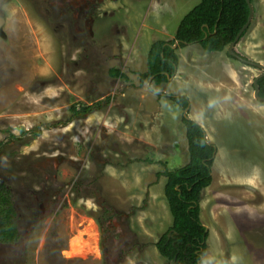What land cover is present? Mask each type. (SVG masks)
<instances>
[{
    "label": "rangeland",
    "instance_id": "rangeland-1",
    "mask_svg": "<svg viewBox=\"0 0 264 264\" xmlns=\"http://www.w3.org/2000/svg\"><path fill=\"white\" fill-rule=\"evenodd\" d=\"M200 2L0 0V174L16 195L17 183L27 199L28 190L44 192L33 196L34 213L17 201L20 238L0 242V264H114L103 247L115 264H174L156 242L173 224L158 172L189 158L186 108L175 95L188 97V115L217 148L200 201L204 257L264 264L261 69L231 58L229 47L208 52L195 42L177 45L180 64L168 81H141L152 43L173 39ZM253 4L235 51L264 63V0ZM100 101L72 117L74 104ZM33 128L38 137L11 139Z\"/></svg>",
    "mask_w": 264,
    "mask_h": 264
},
{
    "label": "trees",
    "instance_id": "trees-1",
    "mask_svg": "<svg viewBox=\"0 0 264 264\" xmlns=\"http://www.w3.org/2000/svg\"><path fill=\"white\" fill-rule=\"evenodd\" d=\"M251 1L254 3L255 0ZM249 13L247 0H201L181 20L173 39H157L152 43L147 57V70L141 74V81L153 77L155 83L161 84L175 74L180 64L177 48L173 47L177 41L179 47L198 42L208 52L225 50L248 21ZM248 29L242 37L246 35ZM228 55L238 60L229 51ZM111 74L128 79L119 68H113ZM258 83L259 95L264 97V76L258 80ZM172 100L185 108L190 105L188 97L184 95L172 96ZM101 105L102 101L83 104L79 108L74 104L71 107L72 117H85L99 109ZM183 123L188 140V162L158 172L159 176H165L167 179L164 191L173 224L159 237L156 247L163 257L173 261L174 264H211L204 257L209 230L202 223L200 201L202 191L211 185L213 180L212 166L216 146L208 141L206 131L198 121L183 116ZM40 134V128L23 129L21 134L11 133V139L19 140L25 135L36 138ZM10 182V179H5V184L0 190V242L2 243H16L20 238V213L18 203L16 213L14 189ZM26 189L22 183H17V201L28 200V209L34 213L36 199H33V196L40 195L43 189L37 192L34 189L28 190L29 199L22 196Z\"/></svg>",
    "mask_w": 264,
    "mask_h": 264
},
{
    "label": "water",
    "instance_id": "water-1",
    "mask_svg": "<svg viewBox=\"0 0 264 264\" xmlns=\"http://www.w3.org/2000/svg\"><path fill=\"white\" fill-rule=\"evenodd\" d=\"M247 2H248V5H249V8H250V13H249L248 21H247L246 24L241 28V30H240V32L237 34L235 40H234L232 43H230V45L228 46V47H229L228 50H229V53H230V54H232L233 56H235L236 58H238L240 61L245 62V63L250 64V65H253V66H256V67H258L259 69H261V73H259V74L255 77V79H254V87H255L254 92H255V97H256L257 99H259V100H264V97H261V96L259 95V92H260V86H259V83H258V80H259L261 77L264 76V63H262V62H257V61H254V60H250V59H247V58L243 57L242 55H240L238 52L235 51L236 44H237V43L239 42V40L241 39L242 34L245 32V30H246L247 28L250 27L251 22H252V19H253V17H254V13H255V7H254L253 2H252L251 0H247ZM178 43H179V42L177 41V42L173 45V47L176 48L177 45H178ZM169 77H171V76H169ZM151 78H153V77H151ZM151 78H150V79H151ZM189 109H190V105L185 109V114H184V116H185L186 118H188V119H191L190 116L188 115V110H189ZM216 154H217V148H216V150H215V155H214V156H216ZM205 227H206V226H205ZM206 229H208V228L206 227Z\"/></svg>",
    "mask_w": 264,
    "mask_h": 264
},
{
    "label": "flooded vegetation",
    "instance_id": "flooded-vegetation-1",
    "mask_svg": "<svg viewBox=\"0 0 264 264\" xmlns=\"http://www.w3.org/2000/svg\"><path fill=\"white\" fill-rule=\"evenodd\" d=\"M76 1V2H75ZM79 1H81V3H85V2H87L88 3V0H70V3H72L73 4V2L74 3H76V4H74V5H78V3H79ZM90 1H95V0H90ZM98 1H100V0H98ZM238 52V51H237ZM239 53V52H238ZM240 55H242L243 57H245V58H248L246 55H244V54H241V53H239ZM239 60V59H238ZM14 201H15V203H14V206H15V208H16V210H17V195H16V193H14ZM38 199V198H37ZM36 202L38 203V200H36ZM103 251H104V254H105V257H106V259L107 260H109L110 262H112V263H114L115 264V258H114V256L113 255H110L105 249H104V247H103ZM118 253L119 254H123V251L121 250V249H119L118 250Z\"/></svg>",
    "mask_w": 264,
    "mask_h": 264
},
{
    "label": "built area",
    "instance_id": "built-area-1",
    "mask_svg": "<svg viewBox=\"0 0 264 264\" xmlns=\"http://www.w3.org/2000/svg\"><path fill=\"white\" fill-rule=\"evenodd\" d=\"M3 182H4L3 177L0 175V189L3 186ZM0 222H1V218H0Z\"/></svg>",
    "mask_w": 264,
    "mask_h": 264
},
{
    "label": "bare ground",
    "instance_id": "bare-ground-1",
    "mask_svg": "<svg viewBox=\"0 0 264 264\" xmlns=\"http://www.w3.org/2000/svg\"><path fill=\"white\" fill-rule=\"evenodd\" d=\"M80 244V242L78 243V241L77 242H74L73 244H72V246L74 247V246H77V245H79Z\"/></svg>",
    "mask_w": 264,
    "mask_h": 264
},
{
    "label": "clouds",
    "instance_id": "clouds-1",
    "mask_svg": "<svg viewBox=\"0 0 264 264\" xmlns=\"http://www.w3.org/2000/svg\"><path fill=\"white\" fill-rule=\"evenodd\" d=\"M1 175V174H0ZM2 176V175H1ZM3 177V176H2ZM3 180H4V182H3V185L5 184V179H4V177H3ZM3 187V186H2ZM1 187V188H2ZM1 190V189H0ZM15 195H14V193H13V197H14Z\"/></svg>",
    "mask_w": 264,
    "mask_h": 264
},
{
    "label": "crops",
    "instance_id": "crops-1",
    "mask_svg": "<svg viewBox=\"0 0 264 264\" xmlns=\"http://www.w3.org/2000/svg\"><path fill=\"white\" fill-rule=\"evenodd\" d=\"M14 203H15V201H14ZM16 209V208H15ZM16 213H17V210H16ZM16 221H17V218H16Z\"/></svg>",
    "mask_w": 264,
    "mask_h": 264
}]
</instances>
